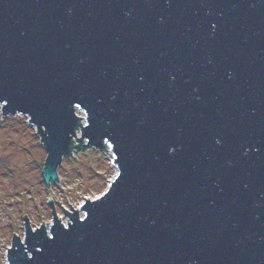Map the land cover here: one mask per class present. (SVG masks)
Segmentation results:
<instances>
[{
  "label": "water",
  "instance_id": "1",
  "mask_svg": "<svg viewBox=\"0 0 264 264\" xmlns=\"http://www.w3.org/2000/svg\"><path fill=\"white\" fill-rule=\"evenodd\" d=\"M0 113L115 168L6 264H264V0H0Z\"/></svg>",
  "mask_w": 264,
  "mask_h": 264
},
{
  "label": "rangeland",
  "instance_id": "2",
  "mask_svg": "<svg viewBox=\"0 0 264 264\" xmlns=\"http://www.w3.org/2000/svg\"><path fill=\"white\" fill-rule=\"evenodd\" d=\"M45 156L40 137L26 117L0 113V264H6L12 234L23 233V216L32 227L41 222L47 227L52 216L50 199L57 218L64 222L60 206L77 209L84 197L99 196L115 173L107 150L72 149L56 169L58 182L47 188L42 178Z\"/></svg>",
  "mask_w": 264,
  "mask_h": 264
}]
</instances>
